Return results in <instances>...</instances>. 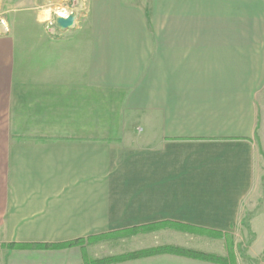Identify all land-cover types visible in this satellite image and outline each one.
<instances>
[{
  "label": "crops",
  "instance_id": "crops-1",
  "mask_svg": "<svg viewBox=\"0 0 264 264\" xmlns=\"http://www.w3.org/2000/svg\"><path fill=\"white\" fill-rule=\"evenodd\" d=\"M83 2L61 30L55 7L77 0H0V264H94L175 224L240 231L264 182V0Z\"/></svg>",
  "mask_w": 264,
  "mask_h": 264
},
{
  "label": "rangeland",
  "instance_id": "rangeland-1",
  "mask_svg": "<svg viewBox=\"0 0 264 264\" xmlns=\"http://www.w3.org/2000/svg\"><path fill=\"white\" fill-rule=\"evenodd\" d=\"M83 1L84 0H77L78 6L79 3H82ZM59 5L66 4L63 3ZM250 206L251 210L248 211L247 217L244 219V227L240 231H236L234 234L214 236L204 232L176 227L174 229L177 231H183V234L173 231L168 233L158 232L150 235L151 237L149 235L144 236V238L138 241V245H153L149 249H154L161 246L182 244L179 246L221 255L225 257L230 264H264V256L258 257V255L262 254V251L254 250L250 247L252 242L256 240L258 236L253 232L250 220L253 217L264 215V182L260 189V194L256 195V201L251 203ZM257 226L259 237L262 240L264 239V217L257 221ZM159 228L144 229V231L150 232ZM166 241L174 242L176 244L157 245L166 243ZM155 244L156 246H154Z\"/></svg>",
  "mask_w": 264,
  "mask_h": 264
},
{
  "label": "trees",
  "instance_id": "trees-1",
  "mask_svg": "<svg viewBox=\"0 0 264 264\" xmlns=\"http://www.w3.org/2000/svg\"><path fill=\"white\" fill-rule=\"evenodd\" d=\"M163 225H165V224L152 225V226H149V227L144 228V229L148 230V229H152V228H159V227H163ZM175 226L179 227V228L189 229L192 231L204 232V233H207L209 235H214V236L229 235V234H223V233H219V232H215V231L203 229V228H196V227L184 226V225H178V224H175ZM78 242L79 241H76L74 243L64 244L63 246H71V245L76 244ZM161 253H172V254H177V255H184V256H189V257H193V258H198V259H202V260L213 261V262L228 263V260L225 257L218 255V254H215V253L200 251L197 249L188 248V247L179 246V245H167V246L157 247L154 249H146V250L136 251V252L130 253L128 255L120 256L118 258L103 259V260L97 261L94 264H103V263L111 262L113 260H122V259H127V258L142 257V256H148V255H152V254H161Z\"/></svg>",
  "mask_w": 264,
  "mask_h": 264
},
{
  "label": "built area",
  "instance_id": "built-area-1",
  "mask_svg": "<svg viewBox=\"0 0 264 264\" xmlns=\"http://www.w3.org/2000/svg\"><path fill=\"white\" fill-rule=\"evenodd\" d=\"M83 3H82V11L85 9V5ZM77 7H78V4H75V6L74 5L70 6L68 4L56 6L54 9V17L49 19L48 21V28L56 27L55 18L57 16L67 17L70 13L75 12V10H77Z\"/></svg>",
  "mask_w": 264,
  "mask_h": 264
},
{
  "label": "water",
  "instance_id": "water-1",
  "mask_svg": "<svg viewBox=\"0 0 264 264\" xmlns=\"http://www.w3.org/2000/svg\"><path fill=\"white\" fill-rule=\"evenodd\" d=\"M76 17H77L76 12L70 13L67 17L57 16L55 18V25L58 29H61V30L70 29L74 26Z\"/></svg>",
  "mask_w": 264,
  "mask_h": 264
}]
</instances>
